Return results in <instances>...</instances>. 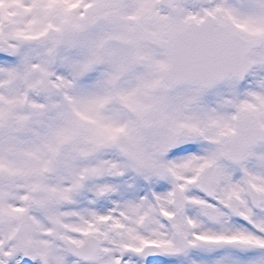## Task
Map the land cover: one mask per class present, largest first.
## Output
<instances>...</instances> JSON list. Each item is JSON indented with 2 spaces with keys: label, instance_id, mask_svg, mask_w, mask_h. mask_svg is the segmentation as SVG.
<instances>
[{
  "label": "snow or ice",
  "instance_id": "1",
  "mask_svg": "<svg viewBox=\"0 0 264 264\" xmlns=\"http://www.w3.org/2000/svg\"><path fill=\"white\" fill-rule=\"evenodd\" d=\"M0 264H264V0H0Z\"/></svg>",
  "mask_w": 264,
  "mask_h": 264
}]
</instances>
